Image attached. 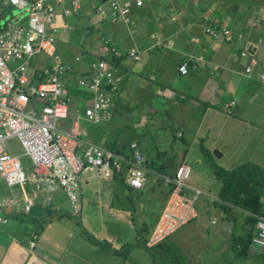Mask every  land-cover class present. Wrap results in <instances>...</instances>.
<instances>
[{
  "label": "crops",
  "instance_id": "0c3cea01",
  "mask_svg": "<svg viewBox=\"0 0 264 264\" xmlns=\"http://www.w3.org/2000/svg\"><path fill=\"white\" fill-rule=\"evenodd\" d=\"M129 1L134 2V0ZM137 1L132 5L128 19L119 20L112 18L108 12L101 14L97 10L98 5L103 4L104 0H96V9L89 5L88 0L84 8V0H79L81 8L78 11L68 14L69 16L56 17L55 26L58 35L60 34L59 37L57 35L56 50L64 64L69 67L67 70L69 79L76 80L80 76H85L88 63L96 58L110 60L121 74L119 87L121 95L115 101L111 119L100 124H92L82 117L78 118L82 140L95 141L94 136L97 132L96 137H99L100 144L106 146L105 141L113 142L114 149L111 150L114 152H119L115 150H122V148L128 151L130 143L136 140L144 154L145 165H148L146 167L150 173L165 175L169 174V162L166 161L168 158L162 162L163 158L159 156L161 150H157L156 146L153 147L155 151L151 150L150 145L153 146V144L150 137L143 141L145 145L141 147L137 138L140 140L143 130L138 129L139 134L134 132L135 137L131 138V141L118 143L114 135L105 136L106 126L117 120L115 114L122 106L132 111L136 104L131 98L136 95L144 97L145 100L148 98L144 105L146 109L142 114L147 113L151 122L152 118L148 113L156 112L153 107V97L164 100L167 104L164 108L168 112V117L170 118L169 112H171V118L178 120L182 125L188 117L174 116V111H178L181 107L183 112L184 106H189L186 112H190L191 107L204 106L201 111L202 116L197 126L195 125L198 130L210 115L214 118L217 117L216 115L220 116L222 110L231 114L235 97L229 100L234 103L228 108L226 107L228 100L222 102L223 89L228 88L241 99L247 95L252 110L256 111L258 116L263 115L261 118H264V99L259 97L257 90L264 82L262 78L264 50L262 49V53H259V48L264 47V0H236L233 3H236L237 7L234 8L236 4H232L231 14L226 11L224 7L226 3L224 5L222 3L224 0H220L221 2L217 0H211L212 2H209L210 0ZM241 7L245 10L250 8L256 10L255 23H247V25L250 24V27H245L248 30L234 26V18L239 19ZM68 17L71 18L68 20ZM82 17L95 26L103 21H110L111 24L120 22V24L109 30L110 37L97 35L94 42L91 40L86 45L80 38L91 35L95 31L92 26L84 28L86 30L82 32L83 36L77 37L79 41L73 39V35L78 32V27L81 28L77 26V23ZM206 17L242 33L244 39H235L232 43H227L221 37L211 38L204 31ZM2 25L0 21V26ZM245 42L251 43L250 53L256 58V64L252 66L250 73L244 71L249 63V56H240ZM131 50H135L139 58L130 56ZM241 58L246 59L242 71L246 82L243 85H240L238 79L234 77ZM169 63L172 64L170 71H168ZM183 63H186L187 67L184 72H181L179 67ZM69 88L73 90L70 92L74 97L75 90L84 92L76 89L73 84ZM79 113L81 112L77 111L75 100L70 104L69 116L62 122L63 126L70 128ZM143 120L144 118L137 126H143ZM256 121L253 125L248 123L241 132L247 139H251V144L259 141L264 145V127L257 125ZM95 128H98L96 132ZM258 149L255 148V150ZM175 151L172 147L174 156ZM126 153L123 154L127 155ZM219 156H223V153ZM176 159L178 158L172 160ZM246 162H254L263 167L253 157ZM179 164L185 163L179 160ZM87 171L92 173L95 171L98 174L102 172L98 169H88L83 173ZM83 173L79 175V177L84 175L85 178L83 184L79 180L80 195L75 205L68 201L60 189L53 192L41 191L34 196L30 185L21 190L18 187H9L0 180V204L3 203L0 205V264H165L148 248L137 244L141 233H136L135 229L128 225L131 220L138 225L146 218L143 209L145 211L147 208L142 204L141 190L133 189L127 184L126 188L115 187L113 185L115 181L117 182L115 177L104 172H102L104 177L102 184L93 185L91 179ZM216 181L219 180L216 179ZM216 188L214 194L200 189L206 196L202 195L198 198L197 216L165 238V242L177 249V253L187 264H233V261L239 257L245 258L241 264L245 262L252 264L250 261L256 262L255 264H264L263 248L250 243L247 250L239 254L231 246L234 242L231 234H239V228L236 229L234 221L238 210L234 206L228 210L221 206L217 196L220 182ZM127 189L134 197V205L131 209L127 204L119 205L118 202L126 196ZM116 193L119 198H116ZM25 198L33 200L28 211L24 210ZM95 200L99 209L96 210L97 212L91 209V204ZM64 202L72 206L73 212L65 210ZM164 202L165 199L158 208L156 216ZM75 213L77 215H74ZM91 217H97V220L92 222ZM83 230L99 241L108 242L110 247L118 252L102 248L101 245L87 240ZM254 231L255 224L251 236ZM168 251L173 257L175 252Z\"/></svg>",
  "mask_w": 264,
  "mask_h": 264
},
{
  "label": "built area",
  "instance_id": "2783aa9c",
  "mask_svg": "<svg viewBox=\"0 0 264 264\" xmlns=\"http://www.w3.org/2000/svg\"><path fill=\"white\" fill-rule=\"evenodd\" d=\"M5 1L8 5L24 8L27 15L0 26V180L21 190L30 185L34 196L41 191L60 189L73 205L79 200V175L88 169H98L104 174L123 171L128 186L144 189L148 183L146 175L151 174L136 140L130 143L129 154L125 155L81 138L78 118L92 124L110 120L115 101L121 95V74L110 60H91L87 74L72 80L67 75L69 67L57 53L56 17L78 11L81 2ZM134 2L104 0V5H98L97 10L101 14L108 12L114 19L126 20ZM205 19L204 31L211 38L221 37L227 43L244 39L242 33L228 25ZM251 47L250 42H245L240 51V56H249V63L244 68L246 73H250L256 64V58L250 53ZM38 53L46 57V63L40 67L31 66V58ZM129 54L139 58L135 50ZM12 60L20 63L12 67L9 64ZM186 67V63L181 64L179 71L184 72ZM72 84L88 94V103L82 112L77 108L81 113L70 128H65L62 122L69 116L70 104L81 101L71 94L69 87ZM233 103L230 101L226 107ZM12 140L17 141L22 155L29 157L30 171L24 169L20 155L11 152ZM189 176L190 168L185 164H179L172 175L161 176L163 184L171 185V188L146 239V246L163 241L197 216L196 206L202 191L187 183ZM24 201V210L28 211L33 200L25 198ZM251 243L264 249V214L256 219Z\"/></svg>",
  "mask_w": 264,
  "mask_h": 264
},
{
  "label": "rangeland",
  "instance_id": "374dc122",
  "mask_svg": "<svg viewBox=\"0 0 264 264\" xmlns=\"http://www.w3.org/2000/svg\"><path fill=\"white\" fill-rule=\"evenodd\" d=\"M88 1L89 5L93 6V9H96V0ZM212 1L210 0L209 2ZM218 1L220 0H217V2ZM234 1L236 0H224V2H222L223 5L226 3L224 7L226 11H228V13H230L231 11L232 4H236L233 3ZM83 4V7L85 8L88 4L87 0H84ZM236 7L237 4L234 5V8ZM241 11L242 12H240L239 19L234 18V26L236 25L245 29L246 26L250 27V24L247 25V23H255L256 10L254 8H250L249 10H245L244 8H242ZM73 13L74 12H71L69 15ZM0 15L1 23H6L14 21L15 19H20L26 16L27 13L24 8L11 6L8 5L5 0H0ZM70 18L71 17H68L67 19L69 20ZM85 19L86 18L82 17L78 20L77 26L79 25L81 28L79 29L78 27V32L77 34L75 33L73 35V39L75 41V39L77 40V37L83 36L82 32L86 30L84 29L86 26H92L95 31L89 36H83L80 38L81 40H84L86 45H88V42H91V40L94 42V38H96L97 35H100V37H110L109 30H112L113 26L120 24V22L111 24L110 21H103L102 23L95 26L92 25L91 22H86ZM80 39H78L77 41H79ZM262 49L264 50L263 46L259 48L260 54L263 51ZM46 60V57L42 53H38L31 58L30 64L31 66L35 65L37 67H40L46 63ZM245 62L246 59L241 58L237 67V73H234V77L238 79L240 85H243L246 82V80L244 81V77L242 76L243 64ZM19 63V60H12L9 62L10 66L12 67ZM168 65V71H170V68H172V64L169 63ZM256 74L257 79H259L258 73ZM230 90V88L226 90L223 89L224 95L222 97V102H224L225 100H228L229 102V100L235 97V104L231 107V114H227L225 111L222 110V114H220V116L216 115L217 117L214 118V116L211 117L210 115L206 118L205 124L198 130L195 125L197 126L198 121L202 116L201 111L203 110L204 106L191 107L190 112H186L189 109V106H184L185 111L183 112L181 111V107L178 109V111H174V116L177 115L179 118L186 116L188 117V120H186L184 125H182L178 122V120L176 121L174 118H171V112H169L170 118L168 117V112L164 108L167 104L164 100L162 101L159 97H153V107H155L154 109H156V112L148 113L152 118L151 122L147 113L142 114L143 110L146 109L144 105H146L145 101H148V98L147 100H145L144 97L135 95L131 98L134 104H136L132 108V111L128 107H125L126 109H124V107L122 106L121 109H119L118 112H116L115 114L117 120H114L113 124H109L108 126H106L107 134L105 132V136L108 135L110 137L114 135L117 138L116 142L123 143L131 141L135 137L134 132H137L139 134L140 131H138V129L143 130L144 132L141 133L140 140L137 138L138 142L140 143L141 147H143L145 145L143 141H146L150 137L151 143L153 144V146L150 145L152 151H155V149L153 148L155 146L157 147V150H164V152H159L161 153V155L159 156L163 158L162 162H164L167 158L171 159L166 160L167 162H169L168 173L173 172L177 164H179V160H182L185 164L189 166L191 170L187 183L190 186L199 187V189L202 190L205 189L206 192L209 194H214L215 190L217 189V184H219V181H216L213 175L214 169L235 167L243 162H246L248 159H252V157L257 159L258 163L264 167L263 142L260 143L259 141H255L251 144V139H247L246 135H243L241 132L242 128L245 127L248 123L250 125H253L256 120L257 125H261L264 127V118H261V116L263 115L258 116V114L255 113L256 111L252 110V108L250 107L251 103L248 102L249 98L247 95L243 96L241 99L240 97L235 96V94L232 93ZM257 90L259 92V97L264 99V82L260 84V87ZM75 98L81 100L77 104V108L79 111L82 112L83 108L88 103V94L86 92H80L75 96ZM140 105L143 107H141ZM219 106H221V104H219ZM142 118H144V120L142 121L143 126L139 127L137 125L141 123ZM261 126L259 127L262 128ZM179 134H181V136ZM10 143L14 145L11 149V152L19 154L24 169L30 171L31 165L29 157L26 155H22V150L20 149V147H18L16 140H12ZM172 147L176 150V157L173 155ZM255 148L259 149L255 150ZM214 150H217L221 154L223 153V156H216L214 154ZM174 158L178 159L172 160ZM83 174H86L85 176L91 179V184L93 185H101V182L104 181L102 172L98 174L95 171H93V173L87 171ZM113 176L117 180V182L115 181V183H113L115 187L123 186L124 188H126V184L124 182V175L121 176L120 174L118 176H115V174H113ZM146 176L148 179V183L146 184L144 191H141L140 194L142 197V204L145 208H147L145 209V211L143 209V212L146 213V218H144V220L141 221V223L138 225L134 224L132 220L131 223L128 224L129 227H132L133 230L135 229V231L136 229H139L141 235H144L146 230H150L152 228L154 220L157 217L156 214L159 210L158 208L161 207L163 200L165 199V188H160L159 174H151ZM84 178V175L79 177L81 184L84 183ZM1 186H3L2 182ZM129 192L130 191L126 192V196L118 202L119 205L127 204L128 207L131 209L134 205V197L133 194ZM202 195L203 191L201 196ZM205 196L206 195H203V197ZM116 198H119L117 193ZM211 202L212 201H210V203ZM71 207V205H68L66 202H64V208L66 211L73 212ZM91 209H93L94 212L96 210H99L97 207L96 200L94 203L91 204ZM236 210H238V213L234 221L236 229L239 228V234H231L233 236L232 241H234L231 246L234 250H237L238 253L241 254V251H246L250 245V243L248 244L245 242L247 241L249 234L253 231V226L250 222L246 221L245 219L246 216L249 215L247 212L239 208H237ZM74 215L77 214L75 213ZM80 215H83V213H80ZM91 218L92 222L97 220V217ZM140 238H142V236H140ZM244 260V257H239V259L233 261V264H241L244 262ZM250 262H252V264L256 263L254 261ZM245 264L247 263L245 262Z\"/></svg>",
  "mask_w": 264,
  "mask_h": 264
},
{
  "label": "trees",
  "instance_id": "16d2710c",
  "mask_svg": "<svg viewBox=\"0 0 264 264\" xmlns=\"http://www.w3.org/2000/svg\"><path fill=\"white\" fill-rule=\"evenodd\" d=\"M69 90L73 91L70 88ZM79 93H80L79 91L75 90L76 95ZM97 129L95 128V132ZM96 135H98L97 132L95 133V136H94V140H95L94 142L100 143L98 139L99 137L98 136L96 137ZM104 143L109 149H114L112 148L113 142L111 140L105 141ZM122 150L117 149L115 151H119V152L122 151V153H126L127 151L125 150V148H122ZM126 154L127 155L129 154V150L127 151ZM146 166L148 167V165ZM148 173L151 174L150 172ZM113 174H115V176H118L121 174L122 176L124 175V172L123 171H120V172L113 171ZM165 175H172V172L169 174H165ZM213 175L220 182V188L217 193V196H218V199L220 200L219 203L221 204V206H223L227 210L229 208H232L231 206H234L236 208H239L247 212L249 215L246 216L245 219L246 221L250 222L253 226V224H255L256 222L257 217L259 215L264 214V200H263L264 198V168L254 162H243L229 169L216 168L213 171ZM161 176L162 175H159L160 188L161 187L165 188L164 196L166 200L170 192L171 185L165 186L163 184V179ZM141 191H144V189H142ZM158 215L155 218L154 223L156 222ZM151 230L152 228L150 230L149 229L146 230L144 235H140L142 236V238H140L139 236V239L137 240V244H140L148 248V250L153 255L156 254L161 261L165 262V264H187L181 259L180 254L177 253L178 252L177 249L170 246V244H168V242H165V240L153 246H150V247L146 246L145 244L146 239L148 235L150 234ZM136 232L139 234L140 230L136 229ZM83 233L87 240L97 245H101L102 248H108V250L110 251L118 252V250L111 248L108 242L97 240L92 234L88 233L85 230H83ZM251 233L249 234V237L247 238V241L245 243H248V244L251 243ZM168 250H170L172 253L175 252V254H173V257H171L172 255Z\"/></svg>",
  "mask_w": 264,
  "mask_h": 264
},
{
  "label": "water",
  "instance_id": "95a60500",
  "mask_svg": "<svg viewBox=\"0 0 264 264\" xmlns=\"http://www.w3.org/2000/svg\"><path fill=\"white\" fill-rule=\"evenodd\" d=\"M214 154H215L216 156H219V155H220V153L217 152V150H214Z\"/></svg>",
  "mask_w": 264,
  "mask_h": 264
}]
</instances>
